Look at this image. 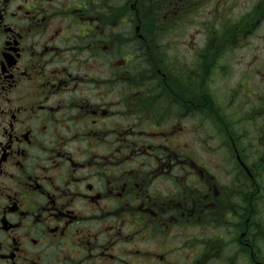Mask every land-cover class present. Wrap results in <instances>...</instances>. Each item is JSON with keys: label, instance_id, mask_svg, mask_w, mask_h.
Listing matches in <instances>:
<instances>
[{"label": "flooded vegetation", "instance_id": "flooded-vegetation-1", "mask_svg": "<svg viewBox=\"0 0 264 264\" xmlns=\"http://www.w3.org/2000/svg\"><path fill=\"white\" fill-rule=\"evenodd\" d=\"M0 264H264V0H0Z\"/></svg>", "mask_w": 264, "mask_h": 264}, {"label": "rangeland", "instance_id": "rangeland-1", "mask_svg": "<svg viewBox=\"0 0 264 264\" xmlns=\"http://www.w3.org/2000/svg\"><path fill=\"white\" fill-rule=\"evenodd\" d=\"M243 9V3L240 2L232 11L233 15H236L237 13H239L241 10ZM160 10V9H159ZM158 21H157V32H166V22L167 19L164 18V13L162 11H158ZM201 17H205L206 21H211L212 20V15L210 13V11L208 10V8L204 9V16H199V20H201ZM191 24L194 27L198 26V19L197 17H195V19L191 20ZM176 31H181L180 29L176 30Z\"/></svg>", "mask_w": 264, "mask_h": 264}]
</instances>
